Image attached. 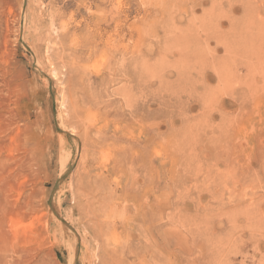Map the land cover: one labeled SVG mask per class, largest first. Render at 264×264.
<instances>
[{"label": "rangeland", "instance_id": "rangeland-1", "mask_svg": "<svg viewBox=\"0 0 264 264\" xmlns=\"http://www.w3.org/2000/svg\"><path fill=\"white\" fill-rule=\"evenodd\" d=\"M0 264H264V0H0Z\"/></svg>", "mask_w": 264, "mask_h": 264}, {"label": "bare ground", "instance_id": "bare-ground-1", "mask_svg": "<svg viewBox=\"0 0 264 264\" xmlns=\"http://www.w3.org/2000/svg\"><path fill=\"white\" fill-rule=\"evenodd\" d=\"M208 11H209V9H208ZM206 12H207V11H206ZM103 21H104V24H106V25H110L111 22L113 21V19H112V20H110V19L108 20L107 18H105ZM99 22H101V21H99ZM99 22H97V23H99ZM93 49H95V48H93ZM91 52L93 53V50H91ZM80 53H81V52H80ZM113 53H114V52H113ZM113 53H112V54H113ZM115 53H116V52H115ZM119 53H120V52H119ZM76 54H77V55H76ZM116 54H117V53H116ZM75 55H76V56H75ZM81 55H82V53H81L80 55H78V53H74V56H75V57H78V59H82L83 56H81ZM92 55H93V54H92ZM122 55H123V54H122ZM90 56H91V54H90ZM116 57H117V55H116ZM123 57H124L123 60L120 61V62H122V64H120V65H126V64H127V65H132V64H134V62H135L134 60H135V58H136L135 55L132 56V55H129V54H128V55L125 54ZM111 58H112V57H111ZM113 58H115V56H114ZM119 58H120V57H119ZM137 59H138V58H137ZM75 60H76V58H75ZM112 60H114V59H112ZM112 60H111V61H112ZM125 60H128V63H126ZM81 61H82V60H81ZM73 62H75V61H73ZM113 62H114V61H113ZM116 62H117V61H116ZM120 62H119V63H120ZM74 64H75V63H74ZM112 66H113V63H112ZM113 68H114V66H113Z\"/></svg>", "mask_w": 264, "mask_h": 264}]
</instances>
